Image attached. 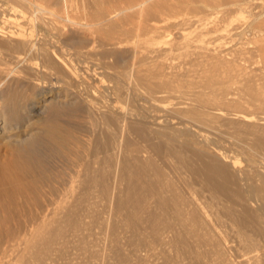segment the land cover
<instances>
[{
    "label": "bare ground",
    "instance_id": "6f19581e",
    "mask_svg": "<svg viewBox=\"0 0 264 264\" xmlns=\"http://www.w3.org/2000/svg\"><path fill=\"white\" fill-rule=\"evenodd\" d=\"M0 264H264V0H0Z\"/></svg>",
    "mask_w": 264,
    "mask_h": 264
},
{
    "label": "rangeland",
    "instance_id": "374dc122",
    "mask_svg": "<svg viewBox=\"0 0 264 264\" xmlns=\"http://www.w3.org/2000/svg\"><path fill=\"white\" fill-rule=\"evenodd\" d=\"M51 82L54 83L55 81L53 80V81H51ZM49 83H50V82H49ZM44 84H46V85L48 84L47 80H46V82H45V80H44Z\"/></svg>",
    "mask_w": 264,
    "mask_h": 264
}]
</instances>
